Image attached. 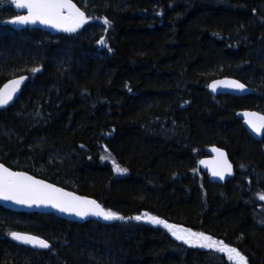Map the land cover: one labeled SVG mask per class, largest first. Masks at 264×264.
<instances>
[{
  "label": "trees",
  "instance_id": "16d2710c",
  "mask_svg": "<svg viewBox=\"0 0 264 264\" xmlns=\"http://www.w3.org/2000/svg\"><path fill=\"white\" fill-rule=\"evenodd\" d=\"M73 3L111 27L16 30L6 23L15 7L0 6V87L28 77L15 103L0 110V163L126 218L148 212L203 231L249 264H264V137L253 140L237 118L244 110L264 115V0ZM101 36L111 52L97 43ZM35 67L41 71L33 74ZM222 78L252 94L211 96L208 85ZM209 146L234 164L224 185L197 168ZM11 231L46 239L50 250L16 245ZM0 264L232 262L151 223L76 224L0 207Z\"/></svg>",
  "mask_w": 264,
  "mask_h": 264
},
{
  "label": "snow or ice",
  "instance_id": "6c2138e0",
  "mask_svg": "<svg viewBox=\"0 0 264 264\" xmlns=\"http://www.w3.org/2000/svg\"><path fill=\"white\" fill-rule=\"evenodd\" d=\"M4 3L5 0H0V6H3ZM10 3L16 9L26 10V14H17L6 21L12 25L27 26L39 23L42 26L67 34L78 33L90 21L101 22L105 26V32L111 27V21L107 17H89L85 10H81L77 4L73 3V0H10ZM97 43L107 48L109 52L112 51L104 36H101ZM39 71H41L39 67L31 69L33 74ZM27 79L28 77L21 75L8 80L3 84V87H0V108L9 106L10 102L14 101V97L19 93L21 86ZM221 86L235 91H246L245 84L234 79L215 80L208 85L213 92H216ZM243 117L253 133L257 135L264 133V115L246 111L243 113ZM212 151L218 154L217 160L211 162L215 165L212 168V175L223 179L225 172L231 174L232 166L224 158L225 154L220 149L213 147ZM101 159L104 160L107 157L102 156ZM200 163L207 164L209 162L202 160ZM115 171L125 173L127 169L117 166ZM259 199L264 201V194H260ZM0 200L11 201L29 208L33 206L51 207L60 213L74 215L81 219L89 216L101 218L104 221H123L125 219L141 221L145 219L148 223L162 226L177 241H182L185 245L224 254L232 264H249L248 257L237 247L230 246L224 240L216 239L203 231H193L191 228L169 223L167 220L156 215H150L148 212L126 218L115 211L105 209L95 199L65 191L63 188L46 183L43 179H37L26 172L12 171L3 163H0ZM260 223L264 224V220ZM8 235L13 240L31 245L33 248L50 249L49 242L38 236L17 231H11Z\"/></svg>",
  "mask_w": 264,
  "mask_h": 264
},
{
  "label": "water",
  "instance_id": "95a60500",
  "mask_svg": "<svg viewBox=\"0 0 264 264\" xmlns=\"http://www.w3.org/2000/svg\"><path fill=\"white\" fill-rule=\"evenodd\" d=\"M16 13L17 14H26V10H19V9H16ZM12 28L16 29V30H20V29H29V30H39V31H42V32H45V33H48L50 35H55L57 33H63V32H58L56 31L55 29H52L50 27H45V26H42L40 25L39 23L35 24V25H27V26H20V25H12V24H9ZM27 77V76H26ZM224 79H229V78H222V79H216V80H224ZM235 80V79H234ZM215 81V80H214ZM28 82V79L23 83V85L21 86V89L19 91V93L14 97V101L13 102H10V105L9 106H6V107H3V108H0V110H5V109H8L9 107H11L15 101L18 99V97L20 96L24 86L26 85V83ZM213 82V81H212ZM211 82V83H212ZM210 83V84H211ZM3 87V86H2ZM208 91L210 93L211 96L213 97H218V96H232V97H236V98H242V97H247V96H250L252 94V91L246 87V91L244 92H240V91H235V90H231V89H228V88H225L223 86L219 87L217 89L216 92H213L209 87H208ZM254 112V113H257L255 111H250V110H244V111H240L237 115V118L241 121L242 123V126L243 128L245 129V131L249 134V136L255 140L256 142H260L263 137H264V133H262L261 135H257L255 133L252 132V130L248 127V125L245 123V118L243 117V113L244 112ZM262 115V114H261ZM215 147V148H218L217 146H209L208 149L206 150V157L202 158L200 161H206V162H209L207 164H201L200 161L198 162L197 164V168L200 170V172L202 174H205L209 183L211 184H215V185H224L227 181H229L232 176L234 175V172H235V168H234V164L231 162V160L229 159L227 153L225 150L223 149H220L224 154H225V159L227 160V162L229 164H231L232 166V171H231V174H228L227 172H225L224 174V178L223 179H220L219 176H213L212 175V168L215 167V165L211 162H214L217 160L218 158V154L213 152L212 151V148ZM13 171V170H12ZM28 174V173H27ZM30 175V174H29ZM36 178V177H35ZM38 179V178H37ZM46 182V181H45ZM48 183V182H46ZM56 186V185H55ZM58 187V186H57ZM61 188V187H60ZM65 191H69V190H66L64 189ZM69 192H72V191H69ZM74 193V192H72ZM76 194V193H74ZM78 195V194H76ZM78 196H81V195H78ZM85 197V196H83ZM88 198V197H87ZM89 199H92V198H89ZM0 207L4 210H7V211H10V212H14V213H24V214H40V215H52L60 220H63V221H66V222H70V223H76V224H84L86 222H89V221H94V222H97L99 224H102V225H110V224H113L115 223L116 221H104L103 219L101 218H97V217H85L84 219H81L79 217H76L74 215H68V214H63V213H60L58 212L57 210L51 208V207H45V206H41V207H26V206H22V205H17L11 201H4V200H0ZM142 222L144 223H148L145 219H142L141 220ZM168 232V231H167ZM171 238L176 240L172 235H171ZM10 239L12 242H14L16 245H19V246H22L24 248H27V249H30V250H33V251H37V252H44V251H48L50 249H39V248H33L31 245H25L19 241H15L11 238L10 236ZM51 247V246H50Z\"/></svg>",
  "mask_w": 264,
  "mask_h": 264
},
{
  "label": "flooded vegetation",
  "instance_id": "af4514ba",
  "mask_svg": "<svg viewBox=\"0 0 264 264\" xmlns=\"http://www.w3.org/2000/svg\"><path fill=\"white\" fill-rule=\"evenodd\" d=\"M206 157V156H205ZM202 174V173H201ZM203 175H205V174H203ZM206 176V175H205Z\"/></svg>",
  "mask_w": 264,
  "mask_h": 264
}]
</instances>
